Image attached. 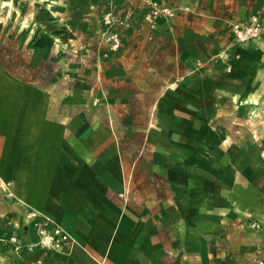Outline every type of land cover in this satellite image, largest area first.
<instances>
[{"label":"crops","instance_id":"crops-1","mask_svg":"<svg viewBox=\"0 0 264 264\" xmlns=\"http://www.w3.org/2000/svg\"><path fill=\"white\" fill-rule=\"evenodd\" d=\"M100 6L46 0L35 24L51 41L83 43ZM137 26L102 69L104 99L93 108L88 82L62 89L59 100L56 86L0 62V185L8 193L0 189V235L34 244L5 264L264 260V139L237 136L225 113L228 100L264 106V36L239 43L223 18L201 11H179L153 33ZM36 54L40 65L51 52L38 46ZM148 74L163 84L149 106L139 90ZM102 103L121 109L119 124ZM142 104L144 127L134 110ZM44 217L71 235L62 249L36 244Z\"/></svg>","mask_w":264,"mask_h":264},{"label":"rangeland","instance_id":"rangeland-1","mask_svg":"<svg viewBox=\"0 0 264 264\" xmlns=\"http://www.w3.org/2000/svg\"><path fill=\"white\" fill-rule=\"evenodd\" d=\"M155 1L171 7L174 14L172 16L157 14L154 17L152 3ZM45 2L46 0H0V59L5 60L20 77L33 78L42 86H56L59 100L61 94L65 93L62 89L68 87L72 89L78 83L88 82L92 87L90 90L92 101L88 108L98 106L104 99L103 86L96 84L102 78L101 71L106 65L118 59V52L127 50L129 44L125 45V35H128L131 29L140 30V26L137 25H144L153 33L160 22L175 19L179 11L190 13L201 11L207 17L208 15L221 17L228 31H231L230 21L245 19L253 12L259 13L264 21V0H145L138 6L137 11L132 10L135 9L136 0H98L102 6L96 11L95 28L89 33L86 32L88 36L83 38L86 42L70 43L60 37L51 41L48 35H44L48 33L35 24V20L40 22L37 19L39 13L47 12L44 8ZM108 18L110 21H107ZM36 34L43 41L34 44ZM113 34H117L119 38L118 47H114ZM38 46H45L46 51L52 54L43 59L40 65L35 63L36 59L40 60L36 54ZM160 77L161 75L148 74L144 80L148 82L147 88L142 86L143 83L140 85L139 90L147 106L161 92L163 84ZM141 78L134 76V81ZM67 93L72 94L71 91ZM226 103L225 113L231 132L244 137L248 132L255 140L264 139V106H241L239 102L231 100ZM102 106L106 114L114 115V123L119 124L121 109L118 107L114 109L115 111L111 109L110 112L109 106L105 103H102ZM134 110L140 114L139 125L144 127L146 107L144 104L134 105ZM122 141L127 150L132 149L133 146L127 138H122ZM0 189L8 198V193L2 185ZM9 233L2 232L0 235V264H5L6 259L13 260L10 255L15 258L24 256L8 242Z\"/></svg>","mask_w":264,"mask_h":264},{"label":"built area","instance_id":"built-area-1","mask_svg":"<svg viewBox=\"0 0 264 264\" xmlns=\"http://www.w3.org/2000/svg\"><path fill=\"white\" fill-rule=\"evenodd\" d=\"M152 14L154 17L157 14H163L166 16H172L174 14L171 7L167 5L159 4L157 1L152 3ZM107 21H110L108 18ZM231 32L234 38L241 43H249L255 40H260L264 36V21L262 16L257 13H251L247 18L242 20H232L229 22ZM114 47H118L119 38L117 34H113ZM35 215V214H33ZM37 226V243L44 249L48 250H60L65 244L72 239L71 235L55 220L50 217H44L36 221ZM253 228L260 229L262 223L259 221L252 222ZM8 242L13 244L14 248L18 252H24L26 250H33V245L27 243L24 245L19 237L15 234L8 237ZM256 264H264L262 258L256 259Z\"/></svg>","mask_w":264,"mask_h":264},{"label":"trees","instance_id":"trees-1","mask_svg":"<svg viewBox=\"0 0 264 264\" xmlns=\"http://www.w3.org/2000/svg\"><path fill=\"white\" fill-rule=\"evenodd\" d=\"M0 62L5 66L7 67L10 71L14 72L12 67L3 59H0ZM45 68H48V66H45ZM30 80H33V81H36L35 79L33 78H30Z\"/></svg>","mask_w":264,"mask_h":264}]
</instances>
